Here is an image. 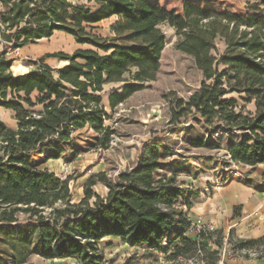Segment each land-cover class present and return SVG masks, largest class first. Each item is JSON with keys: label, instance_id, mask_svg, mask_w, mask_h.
<instances>
[{"label": "trees", "instance_id": "16d2710c", "mask_svg": "<svg viewBox=\"0 0 264 264\" xmlns=\"http://www.w3.org/2000/svg\"><path fill=\"white\" fill-rule=\"evenodd\" d=\"M87 2L0 0V107L12 110L18 122L14 129L0 119V223H19L25 215L21 223L26 229L18 234L27 248L34 241L33 231L36 254L44 259L103 264L105 253L99 244L115 237L147 249L148 256L158 255L157 261L162 255L169 261L193 258L201 251L207 264H218L223 233L190 232L189 209L200 190L183 186L178 178L212 173L216 181L210 188L236 181L264 192V171H259L264 165V0L247 6L238 0ZM115 17L112 37L88 31ZM162 24L177 31L176 47L193 58L204 77L188 102L180 101L181 111L173 113L172 121L193 114L207 126L218 123L247 134L229 146L228 160L216 155L193 158L154 140L135 167L121 171L116 180L105 171L91 174L84 197L73 202V178L62 180L43 166L57 160L72 164L81 155L111 145L115 131L105 124L111 114L104 104V85L124 82L122 91L110 94L114 110L156 80L167 39ZM56 32L95 49L46 54L39 61L56 57L68 64L58 69L43 65L36 72L15 75L9 55ZM218 38L227 48L217 58L213 51ZM220 65L225 68L222 73ZM231 92L244 93L255 111H237L235 100L225 98ZM192 144L204 146L205 139ZM98 183L108 189L105 196L95 191ZM203 240H213L218 249L210 250ZM261 242L235 241L241 247ZM26 259L21 253L17 263Z\"/></svg>", "mask_w": 264, "mask_h": 264}, {"label": "rangeland", "instance_id": "374dc122", "mask_svg": "<svg viewBox=\"0 0 264 264\" xmlns=\"http://www.w3.org/2000/svg\"><path fill=\"white\" fill-rule=\"evenodd\" d=\"M71 1L89 4L87 0ZM238 1L243 6L261 2V0ZM1 9L2 5L0 4ZM115 20L116 17L99 22V24L89 27L88 31L102 38L112 37L111 25ZM161 30L166 33L167 39L161 57V69L156 74V80L148 81L143 90L135 92L132 97L119 104L114 110H109L111 116L105 124L115 131L111 145L104 150L81 155L72 164L57 160L50 161L43 166L62 180L73 178L70 182L73 202H78L84 197L83 187L91 174L105 171L111 179L116 180L121 171H128L135 167L144 148L154 140L167 142L179 152L193 158L198 155H216L225 160H228L229 146L244 140L247 131L227 130L225 125L218 123L210 127L193 114H186L179 120L172 121L173 113L181 111V108H178L180 101L183 104L187 103L195 91L201 87L204 77L193 58L176 47L179 40L177 31L168 24H162ZM216 45L217 49L213 51V55L218 58L225 53L227 47L220 38L216 40ZM85 48L95 49L89 44H78L70 34L56 32L50 39L40 40L35 45L30 44L13 51L9 55L14 59L12 71L15 75H20L36 72L43 65L50 66L52 69L62 68L68 62L56 57L45 58L44 61H39V59L46 54L59 52L73 54L75 51ZM224 69V66H219L220 73ZM54 74L57 75V72L55 71ZM126 79H129V75H126ZM123 86L124 82L106 84L103 92L104 103L107 104L108 97L113 91H122ZM225 98L235 100L237 111L244 110L246 113L255 111L254 104L246 101L244 93L231 92ZM0 119L8 127L17 128L16 114L12 110L0 107ZM197 138L205 139V145L194 147L192 141ZM259 171L264 170L259 168ZM215 179L216 177L212 173H205L198 179L182 175L178 181L184 183L183 186L186 187L194 189L199 187L200 193H206V187L210 188V185L216 181ZM94 189L101 196H105L108 192L106 186L101 183H98ZM26 219L25 215H20L19 223L8 225L0 223V264H79L77 258L44 259L36 254V238L35 235H32L33 231H31V236L34 241L25 248L18 230L26 229L24 228L26 226L21 223ZM209 241L213 242V240ZM235 241L234 238V243L231 242L230 247L226 244L221 247L219 261L233 257H256L248 252H243V249L256 248L258 244L241 247ZM263 244L261 243V245ZM99 247L105 253L103 264H155L157 262L158 255L148 256L147 252L143 250L132 251L123 240L114 237H106L101 241ZM21 253L27 254V259L24 263H17ZM210 260L213 258L210 257Z\"/></svg>", "mask_w": 264, "mask_h": 264}, {"label": "crops", "instance_id": "0c3cea01", "mask_svg": "<svg viewBox=\"0 0 264 264\" xmlns=\"http://www.w3.org/2000/svg\"><path fill=\"white\" fill-rule=\"evenodd\" d=\"M109 98L110 96L108 97L107 104L104 103L108 112L110 110ZM259 168L264 170V165H260ZM207 189L206 187V193L201 192L199 196L193 200L194 204L189 209V218H191L192 221H197V219L202 218L203 222L211 226L214 231L217 230L222 232L224 236L223 245L226 244L229 247L231 246V237L244 240L256 239L264 243V192H256L252 188L246 185L244 186L236 181H232L227 185L209 188L208 191ZM199 190L201 189L199 188ZM203 243L210 250L218 249L217 246L209 240H203ZM125 244L132 251H147V249L144 248H133L127 243ZM155 264L163 263L157 261ZM167 264L187 263L170 262ZM220 264H264V257H233L232 259L227 258L220 261Z\"/></svg>", "mask_w": 264, "mask_h": 264}, {"label": "built area", "instance_id": "2783aa9c", "mask_svg": "<svg viewBox=\"0 0 264 264\" xmlns=\"http://www.w3.org/2000/svg\"><path fill=\"white\" fill-rule=\"evenodd\" d=\"M219 185H220V183H217V184L214 185V187L219 186ZM208 190H209V188L207 189V191ZM212 231H214V229L211 226L206 225L203 222L202 218H199L197 221H192L190 232H192L195 236H200L201 233L212 232ZM243 252H245V253L248 252L251 255L256 256L255 258H263L264 257V255H263V253H264V244L261 245V243H259L256 248L243 249ZM160 262L163 263V264H167V263H170V262L171 263L172 262L187 263V264H207L206 261L203 258V254H202L201 251L198 254V256L193 257V258L178 257V258H176L174 260H170V261L167 260V256L166 255H162L160 257V259H159V263ZM218 264H220V261L218 262Z\"/></svg>", "mask_w": 264, "mask_h": 264}]
</instances>
